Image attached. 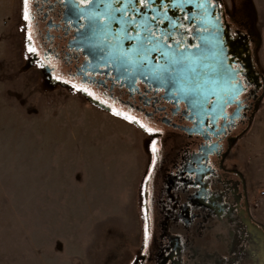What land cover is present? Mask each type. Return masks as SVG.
Returning <instances> with one entry per match:
<instances>
[{
    "label": "flooded vegetation",
    "instance_id": "af4514ba",
    "mask_svg": "<svg viewBox=\"0 0 264 264\" xmlns=\"http://www.w3.org/2000/svg\"><path fill=\"white\" fill-rule=\"evenodd\" d=\"M78 2L29 0L30 28L22 19L27 55L49 83L157 130L146 140L139 183L149 239L145 248L143 234L135 264H264L263 227L249 213L243 178L225 166L263 87L246 34L228 21L220 0H93L90 10L104 15L91 20L87 10L81 15ZM22 7L23 0L21 14ZM141 23L176 54L196 50L201 40L210 53L220 42L232 78L222 101L211 97L192 105L175 92L121 75L113 67L118 32L133 44Z\"/></svg>",
    "mask_w": 264,
    "mask_h": 264
},
{
    "label": "rangeland",
    "instance_id": "374dc122",
    "mask_svg": "<svg viewBox=\"0 0 264 264\" xmlns=\"http://www.w3.org/2000/svg\"><path fill=\"white\" fill-rule=\"evenodd\" d=\"M263 87L225 166L264 230V0H220ZM21 0H0V264H135L144 234L146 134L27 55Z\"/></svg>",
    "mask_w": 264,
    "mask_h": 264
},
{
    "label": "water",
    "instance_id": "95a60500",
    "mask_svg": "<svg viewBox=\"0 0 264 264\" xmlns=\"http://www.w3.org/2000/svg\"><path fill=\"white\" fill-rule=\"evenodd\" d=\"M145 26L140 24L139 36L134 37L133 44H128L125 31L118 32L113 67L121 75L129 73L130 78L175 92L192 105L205 104L211 97L222 101L232 78L224 68L220 42L210 46L214 47V50L210 48V53L201 40L196 50L176 54L159 40L148 36ZM108 52L110 54V50Z\"/></svg>",
    "mask_w": 264,
    "mask_h": 264
},
{
    "label": "snow or ice",
    "instance_id": "6c2138e0",
    "mask_svg": "<svg viewBox=\"0 0 264 264\" xmlns=\"http://www.w3.org/2000/svg\"><path fill=\"white\" fill-rule=\"evenodd\" d=\"M93 3V0H79L77 7L80 9L81 11V15L85 16V12L86 10L88 11V15L85 16V18L87 19H93V18H98L101 17L102 13L99 12H92L90 10V5ZM140 3L142 4H147V0H140ZM83 6V7H81ZM22 19L29 25V28L31 26V14H30V7H29V0H23V7H22ZM32 37H31V33L29 32L28 34V40L31 41ZM28 51L31 53H35L36 52V48L33 47L31 44H29L28 46ZM73 87H76L75 85H73ZM81 91L87 92L89 95H93L91 92L88 91V89L86 88H82ZM113 112L115 115L118 116H123L126 120L132 122V123H137L139 124V126L148 134H152L155 131H157L156 129L149 127L147 124L141 123L140 121H138L135 117L133 116H129L125 113L119 112L115 109H113ZM152 151L155 154V152L157 151L156 146H155V141H153L152 144ZM155 161V156H153V162ZM145 220H147V214L145 213ZM148 239H149V229H148V225L147 223H145L144 226V241H145V248L147 247L148 244Z\"/></svg>",
    "mask_w": 264,
    "mask_h": 264
}]
</instances>
